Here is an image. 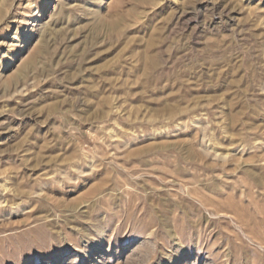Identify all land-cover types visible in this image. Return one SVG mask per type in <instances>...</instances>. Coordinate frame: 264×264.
Here are the masks:
<instances>
[{"label":"rangeland","instance_id":"374dc122","mask_svg":"<svg viewBox=\"0 0 264 264\" xmlns=\"http://www.w3.org/2000/svg\"><path fill=\"white\" fill-rule=\"evenodd\" d=\"M0 264H264V0H0Z\"/></svg>","mask_w":264,"mask_h":264}]
</instances>
